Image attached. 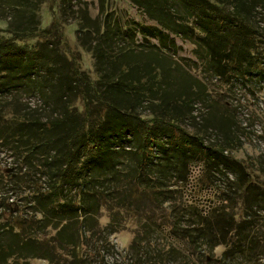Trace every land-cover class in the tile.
I'll return each instance as SVG.
<instances>
[{
  "label": "rangeland",
  "instance_id": "obj_1",
  "mask_svg": "<svg viewBox=\"0 0 264 264\" xmlns=\"http://www.w3.org/2000/svg\"><path fill=\"white\" fill-rule=\"evenodd\" d=\"M34 8L38 33L20 37L16 44L27 53H42V67L35 69L23 54L15 70L0 69V79L6 81L4 89L0 86V131L14 133L17 138L22 133L34 135L36 121L40 128L47 120L57 119L68 131L83 125L85 117V130H89L90 121L103 123L94 105L99 104L94 89L90 90L93 106L88 110L83 98L73 91L74 76L69 85L65 82L67 72L70 74L74 67L86 73L104 100H116L117 104L103 130L106 150L91 163L85 188L80 185L81 179L72 175L61 189L67 201L76 207L82 201L86 208L57 217V228L54 220H46L40 213L43 202L39 203L34 195L57 184L66 161L57 157L52 168L47 167L56 171L57 181L53 182L38 156L27 155L16 149L14 141L11 146L6 136H0V264L239 263L224 260L227 246H214L219 240L203 241L197 246L177 236L174 229H190L191 213L219 218L223 223L231 216L240 220L250 174L264 187V72L248 70L251 73L244 78L231 73L216 76L200 36L181 31L184 24L190 23L182 0H42ZM8 9L9 1L0 0V37L12 38L13 34L4 31L9 26L18 28L22 21ZM173 11L181 15V26L174 28L176 33L163 27L172 25ZM252 14L251 22L264 41V0ZM149 27L160 32L161 39L153 38L146 29ZM95 43L105 51L110 47L108 53L113 56L119 48L135 45L132 54L118 56L124 58L128 53V60L150 63L156 54L155 78L163 91L158 105L98 84L96 62L87 50ZM262 55L260 62L264 63V52ZM102 69L112 71L109 61ZM63 87L66 89L61 91ZM65 102L73 107L70 118ZM170 102H174L171 110L181 117L179 125L187 133L200 137L206 145L232 146L225 153L229 156L227 162L232 167L237 161L243 165L242 171L238 166L232 170L227 164L216 171L208 170L201 158L190 160L187 172L180 174V157L171 141L163 137L166 147L158 146L150 153L152 160L144 171L149 178H139L140 122L126 117L128 111L132 108L134 114L151 119L159 111V104ZM156 134L162 138L171 134V128L158 129ZM193 149L194 153L200 150L198 145ZM82 152L77 154L75 148L77 156ZM257 191L261 198L262 189ZM7 201L14 204L11 211L5 210L3 203ZM257 217L264 219V212L259 211ZM40 219L42 228H37ZM26 221L30 227L21 230V223ZM172 247L179 251L178 259H156L157 254L167 257ZM259 262L264 264V259Z\"/></svg>",
  "mask_w": 264,
  "mask_h": 264
},
{
  "label": "trees",
  "instance_id": "obj_2",
  "mask_svg": "<svg viewBox=\"0 0 264 264\" xmlns=\"http://www.w3.org/2000/svg\"><path fill=\"white\" fill-rule=\"evenodd\" d=\"M8 1V10L13 11L16 15V19L22 21V23H20L18 28L9 26L8 30L4 31V33L13 34L12 38L0 37V69L9 71L15 70L18 68L17 62L20 58L22 59L23 54L28 57L29 62H31V65L35 67V69L41 68L43 61L41 60L42 53H27L25 49L16 44V40L20 37L32 36V34L35 35L38 33L37 26H34L33 22L37 16V11L34 6L37 2H42V0ZM182 2L185 10L189 12L190 23L187 25L184 24L181 27V31H186L188 33L195 32L200 36L203 47L206 49L207 56L215 65L216 76H231V73L232 75H241V78H244L246 74L251 73L248 72V70L252 72H264V63L260 62L264 52V45L262 44L264 41L260 39V33L255 29L250 19V17L253 16V11L262 4V0H182ZM171 15L170 23H172V25H164L163 27L164 29L176 33L174 28H179L181 26V15L175 11H173ZM150 16H152L151 13ZM22 27H25V29H22ZM81 29L83 32L84 29ZM146 29L150 30L153 38L158 37L161 39L160 32H156L155 28L149 27ZM100 39H103V37L100 36ZM134 47L135 45H129L128 48H119L115 53L116 55L113 56L108 53L110 52L108 50H111L110 47L105 51L98 43L88 46L87 50L92 53L96 62L95 67L97 70L98 84L107 85L113 88L115 92L120 90L123 91L124 94L138 95L140 98H144L143 100L148 103H156L158 105L159 100L163 97V91L161 86L158 85L157 78H155L157 55L153 54L150 63L140 60H128L129 54H132V51L135 49ZM126 52H129V54L127 53L124 58H118V56ZM243 58L244 60H242ZM37 60H39V62ZM121 60L129 62H120ZM245 60H247L246 65ZM106 61L110 63L112 69L110 72H106V70L103 71L102 69ZM22 62H24V60H21L20 63ZM66 76L65 82L67 85H69L71 77L74 76L75 85L73 91L77 96L83 98L84 107L88 110L93 106L90 101V90L91 88L94 89V96L97 99V103H99H94V105L98 106L99 113H101L104 119L103 123L94 124L90 121L88 122L90 124L89 130H85V117V119L82 120L85 122L83 125L77 127L73 131H68L67 127L62 125L63 122L57 119L47 120L44 122V126L41 125L40 128L37 127L40 124L36 121L34 122V129H32L35 131L34 135L27 136L22 133L17 138L14 133L6 135L0 131L1 139L4 138L3 136H6L8 144L11 146L14 141L16 149L23 150L29 156H38L44 162V169L50 172L49 177L53 182L57 181L55 179L56 171L53 172V170H49L48 168H52L51 164L57 157L66 161L64 170L57 184L54 186L52 185V187L44 191H37L34 195L39 203L43 202L40 213L43 214L46 220H54L56 224L54 228L58 227L59 220L57 217L61 215L65 216L67 213H70L68 215L71 216L72 213L86 208L82 201L79 207H76L74 202L67 201L62 195L61 189L66 181L65 179L70 182L68 179L69 177L72 178V175L75 178L81 179L82 182L80 185H82V189L85 188V180L87 179L91 163H93L94 160L98 161L97 156L99 157L100 152L106 150V147L103 146V141L105 139L103 130L112 119L111 116L108 121L107 117L115 110L117 104L116 100L114 102L112 100H110V102L104 100L103 93L96 85L91 84L86 73L82 72L78 67H74V71H71L70 74L67 72ZM128 76L133 78L126 79ZM149 78L155 79L152 81ZM79 81L84 84H78ZM149 81L150 84H147ZM5 83V80L0 79V86H3L2 89H4ZM64 89H66V87L61 88V91ZM2 91L3 90H1V92ZM69 103L70 102H65L64 105L68 118L73 116L71 113L73 107ZM173 106L174 102H170L168 105L159 104V111L156 113L161 114V116L154 113V118L151 119H145L143 115L139 116L134 114L132 108L128 111V116L126 117L136 119L137 122H140V125H138L139 133L137 132L140 140V144L137 148V154L139 156L137 164L140 168L138 171L139 178H143V176L149 178V176L145 175L144 171L150 160H152V155L150 153L158 146L166 147L163 137H167V139L171 141L173 150L180 157V174L182 172H187V165L190 160L201 158H203V162L208 170L216 171L219 170L220 165L227 164L232 170L238 166V169L242 171L243 168L240 166L243 165L238 164L237 161H234L235 164H233L232 167L227 162L229 156L225 155V153L233 149L232 146L224 144H221L219 147L206 145L200 137L187 133L179 125L181 117L171 110ZM168 127L171 128V134L163 135L162 138L156 136L158 129H165ZM174 134L175 137L173 136ZM194 145H198L200 148V150H197L195 153L193 149ZM65 147H68L66 152L63 151ZM75 148L77 149V154H80L83 150L80 156L75 154ZM163 160L166 161V158ZM207 176L210 180V175L207 174ZM250 177L252 179L249 180L247 189L242 197L244 206L243 216L240 220L235 219V216H231V218L229 217L226 219V223H223L219 218L214 220L206 218L201 213H191L190 219L192 220H190V225H192V227L184 230L175 228V234L197 246L203 241L210 243L219 240L220 243L214 246H219L220 244L227 246L223 255L227 263L228 261L233 263L239 262L237 264L260 263L259 261L264 259V219L257 220V213L259 211L264 212V187L263 184L260 186L253 175L250 174ZM242 182H244L243 179ZM257 189H262L260 192L261 198H259L257 194ZM147 191L148 190H146V193L149 192ZM48 200H50V202ZM46 201H48V205ZM3 204L6 206V211H11L13 209V203L9 204L7 201V203ZM36 223L37 228H42L41 219ZM21 224L23 227H19V224H17L21 230L25 231L30 227L28 221L22 222ZM25 236L29 238L33 237L32 234L28 233H25ZM178 252L179 251H176L175 248L172 247L168 251L167 257L166 255L164 257L157 254L156 259L167 258L169 260H176L178 259ZM16 255L21 257L18 254Z\"/></svg>",
  "mask_w": 264,
  "mask_h": 264
}]
</instances>
